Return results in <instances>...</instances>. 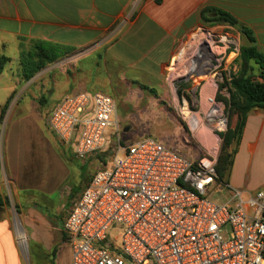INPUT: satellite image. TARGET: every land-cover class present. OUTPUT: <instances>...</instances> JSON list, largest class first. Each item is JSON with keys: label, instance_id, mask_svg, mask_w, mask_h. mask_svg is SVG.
<instances>
[{"label": "built area", "instance_id": "1", "mask_svg": "<svg viewBox=\"0 0 264 264\" xmlns=\"http://www.w3.org/2000/svg\"><path fill=\"white\" fill-rule=\"evenodd\" d=\"M206 35L216 65L192 73L212 77L214 93L205 95L202 87L195 106L200 110H189L183 100L181 113L194 138L202 141L205 130L217 142L230 128V92L223 85L236 72L228 59L233 54L236 61L241 46L229 34ZM185 67L182 59L170 64L179 77ZM117 109L111 95L82 91L63 96L48 118L50 131L73 148L76 159H99L100 168L64 220L71 264H264V188L252 192L220 181L214 146L209 156L191 161L146 137L119 145L103 162L106 133L116 128L120 137ZM222 193L223 200H212ZM114 226L117 237L110 233Z\"/></svg>", "mask_w": 264, "mask_h": 264}, {"label": "rangeland", "instance_id": "2", "mask_svg": "<svg viewBox=\"0 0 264 264\" xmlns=\"http://www.w3.org/2000/svg\"><path fill=\"white\" fill-rule=\"evenodd\" d=\"M203 28L191 35L174 59L175 62L182 59L187 72L183 71L185 74L179 77L169 65L166 75L154 82L152 90L139 87L122 73L102 90L96 89V58L88 49L65 51L67 53L48 63L29 81L24 79L20 56L15 63H8L0 75V132L5 138L7 153L11 146L15 147V157L7 159L4 149L0 153V188L5 193L7 215L21 264H70L69 249L61 234L63 220L73 199L84 189L86 180L100 168L99 159L84 166L75 158L73 148L63 146L49 130L48 118L62 92L64 76L68 75L83 87L81 89L111 95L117 103L116 126L120 137H117L116 128L106 133L108 143L103 162H110L109 156L119 145L127 146L146 137L159 140L191 161L209 156L210 148L214 146L219 160L224 147L223 138L216 142L205 130L199 133L202 141L194 138L181 109L185 100L189 103V110H200L195 106L202 87L205 95L214 93L212 77L192 73L198 66L213 71V65H216L213 57L196 65L191 54L197 46L196 41H209L206 33L238 37L228 29ZM26 48L29 49L28 44ZM235 59L232 54L227 66L238 75L240 66ZM251 67L250 75L258 79L259 70L254 64ZM229 113L231 127L236 114L232 109ZM197 118L198 123L200 119ZM235 147L236 140L231 150ZM263 174L259 169L244 173V178L247 176L249 181L248 191H254L264 182ZM226 195H212V200L221 201ZM22 230L27 236L25 244L17 238V231ZM110 233L117 237L119 226H114ZM6 259V264H14L9 253Z\"/></svg>", "mask_w": 264, "mask_h": 264}, {"label": "crops", "instance_id": "3", "mask_svg": "<svg viewBox=\"0 0 264 264\" xmlns=\"http://www.w3.org/2000/svg\"><path fill=\"white\" fill-rule=\"evenodd\" d=\"M211 10L228 13L236 25H210L208 20L214 16ZM208 26L234 31L240 46H254L264 54V0H0V54L15 63L20 56L21 38L59 44L72 51L88 49L96 58V89L102 90L122 73L139 87L152 90L154 82L166 75L184 43L193 33ZM242 29L251 33L253 43ZM63 83L58 101L70 93L89 92L68 75L64 76ZM115 120L118 122L117 115ZM237 122L235 115L232 129ZM3 149L7 159L15 157V147L11 146L7 153L5 138L0 132V153ZM95 161L91 159L82 164ZM253 169L264 173V109H253L246 117L229 184L248 191L249 181L244 173ZM89 181L90 178L84 189ZM261 188L264 182L254 191ZM84 189L71 202L69 212ZM4 195L0 188V264H6L7 253L11 263L21 264ZM63 224L61 234L65 240Z\"/></svg>", "mask_w": 264, "mask_h": 264}, {"label": "trees", "instance_id": "4", "mask_svg": "<svg viewBox=\"0 0 264 264\" xmlns=\"http://www.w3.org/2000/svg\"><path fill=\"white\" fill-rule=\"evenodd\" d=\"M213 18L208 20L210 25L228 24L235 26V19L220 10H211ZM242 33L248 37V40L253 43L254 39L251 33L242 29ZM28 44L29 49L26 48ZM20 62L22 73L25 80H30L37 73L46 67L48 63L54 62L59 56L72 51L68 47L59 44L46 43L37 40L20 39ZM11 58L4 54H0V75L4 72ZM240 69L238 75H234L231 81H226L231 94L229 100H225L228 110L238 116V122L234 129L229 128L226 134H222L224 147L217 164V174L220 181L229 184L230 173L234 164L238 146L241 140L242 132L245 126L246 117L253 109H264V54L259 52L254 46H241V52L236 60ZM254 64L259 70L258 79H253L250 75ZM221 99V97H218ZM231 120V119H230ZM231 123V121H230ZM236 140V147H233V142Z\"/></svg>", "mask_w": 264, "mask_h": 264}, {"label": "bare ground", "instance_id": "5", "mask_svg": "<svg viewBox=\"0 0 264 264\" xmlns=\"http://www.w3.org/2000/svg\"><path fill=\"white\" fill-rule=\"evenodd\" d=\"M209 42H210V40L207 41V42H205V41L203 42V41H200V40L196 41V45L197 46L195 48V51L193 53L191 52V54L193 56V61H195L196 65H198L199 63H201L203 60H207V59H210L211 60L212 59L213 52L210 50V44H209ZM204 46H206V47L204 48ZM185 113H186V116H189L188 111L185 112ZM196 120L198 121V118ZM208 143H210V142L208 141ZM17 235H18L17 236L18 241H20L21 243H24L25 244V242L27 240L26 234L24 232H22V231H17Z\"/></svg>", "mask_w": 264, "mask_h": 264}]
</instances>
